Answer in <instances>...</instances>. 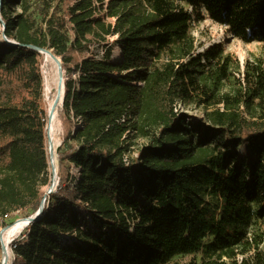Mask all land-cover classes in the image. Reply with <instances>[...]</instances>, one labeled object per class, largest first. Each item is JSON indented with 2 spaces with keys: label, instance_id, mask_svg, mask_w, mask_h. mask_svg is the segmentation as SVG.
<instances>
[{
  "label": "trees",
  "instance_id": "16d2710c",
  "mask_svg": "<svg viewBox=\"0 0 264 264\" xmlns=\"http://www.w3.org/2000/svg\"><path fill=\"white\" fill-rule=\"evenodd\" d=\"M206 14L264 42V0H0L18 42L0 44V225L36 212L48 180L38 48L68 72L57 191L11 264H264V61L236 78L222 44L198 52Z\"/></svg>",
  "mask_w": 264,
  "mask_h": 264
},
{
  "label": "rangeland",
  "instance_id": "374dc122",
  "mask_svg": "<svg viewBox=\"0 0 264 264\" xmlns=\"http://www.w3.org/2000/svg\"><path fill=\"white\" fill-rule=\"evenodd\" d=\"M193 34L195 35L196 40H197V51L198 52L206 51L215 44H222L225 48L226 53L239 59L240 64H241V72H236V78H243L242 72H243V69H244V66L247 60L253 61L258 58H261L264 61V42L256 41V40L251 41V42H246L237 37H234L227 31L225 25L215 22L207 14L204 19L194 23ZM109 41L112 42L113 40H111L110 38ZM106 43H107L106 41L95 40L94 42H92L90 48L84 51V54L87 56L93 55L97 58H100L104 56L107 47L110 46V44L107 45ZM0 44L1 45H12L6 42V38L4 36V31H3V26H1L0 28ZM49 49L54 55H56L55 52L51 48ZM118 51L120 50H119L118 44H116L112 51V58H115L114 56L118 53ZM57 57L62 62L63 75H64L63 81L66 84L68 72L63 64L61 57L60 56H57ZM40 68L44 69L43 70L44 76L42 77L43 99L41 100V104H42L43 110H46L48 109L49 100L56 98L58 94V89L57 87H55L56 72L53 68L52 63L46 59L45 54H40L39 56V71H40ZM47 85L51 87V90L49 92L47 90ZM177 109L181 113H186L190 118L201 119L204 116V112L202 108H197L196 106L184 105L181 102L178 103ZM57 116H58V113H57ZM47 121H48V118H47ZM58 122H59L60 127L57 129V133H56V136L58 139V143L56 146L57 147V165L56 166H57L58 174H59L58 153H59V147L62 143V135H63L62 123H61L59 116H58ZM49 123L50 121L48 122V124ZM147 143H148L147 138H137L135 140V145L132 147L131 154L133 156H136L137 149ZM239 152L240 154L242 153V154H245L246 156H251L248 150L242 151V147L239 148ZM54 178H55V172L49 169L48 170V180L45 183H42L40 186V193L42 196L47 197V201H49L52 195L57 191V186L55 185L56 186L55 192L49 193V189L52 186L54 187V184H55ZM29 213H30L29 210H15L6 218L7 219L6 222H8L9 225H12L19 219H26L29 216H33L36 212H33L31 215H28ZM9 225H6V226H4L3 224L0 225V263H1V260L3 259L2 258L3 248H2V243H1V233H2V230ZM27 225L28 224H26V226ZM26 226L24 227L23 231L19 234V236L14 237L12 241L10 242L11 251H12V247L14 243L18 241L19 239H22L23 234L25 233ZM65 238L73 241L74 237L73 235H69V236H65ZM12 254H13V251L11 252L10 258L8 257V260H9L8 264H11V261L13 258ZM201 257H202L201 253L176 255L174 256L172 263L179 262L180 264H186L189 261L194 260V259H196L197 261H201Z\"/></svg>",
  "mask_w": 264,
  "mask_h": 264
},
{
  "label": "bare ground",
  "instance_id": "6f19581e",
  "mask_svg": "<svg viewBox=\"0 0 264 264\" xmlns=\"http://www.w3.org/2000/svg\"><path fill=\"white\" fill-rule=\"evenodd\" d=\"M43 54H45L46 59L52 63L53 68L56 72L55 87H57V89H58V94H57L56 98L50 99L48 102V109L51 108V122L49 123L50 136L52 138L53 146H54V148H56L57 143H58L56 133H57V129L60 127V125H59L58 116H57V111H59V108L57 106V110H56L55 106H56L57 102H59V103L62 102L64 93H65V87H64L63 82L61 81V73L63 72V65H62L61 60L59 58L55 57L54 54L50 50H45L43 52ZM120 59L121 58H119V60ZM47 90H48V92L51 90V87L49 85H47ZM56 154H57V152H56ZM55 164L57 165V159H56ZM56 168H57V166H56ZM54 181H55V184H54V186H55V185H57V183L59 181L58 169L55 170ZM27 221H28L27 218L26 219H19L15 223H13L12 225H9L2 230V233H1V236H2L1 243L3 246L2 258L4 257V255H5L6 259L8 257L10 258L11 252H12L10 249V242L12 241V239L14 237L19 236V234L23 231L24 227L26 226Z\"/></svg>",
  "mask_w": 264,
  "mask_h": 264
},
{
  "label": "built area",
  "instance_id": "2783aa9c",
  "mask_svg": "<svg viewBox=\"0 0 264 264\" xmlns=\"http://www.w3.org/2000/svg\"><path fill=\"white\" fill-rule=\"evenodd\" d=\"M0 25L3 26V23L1 22V20H0ZM115 37H111V40H114ZM119 50L121 51V48H119ZM40 54H43V52H40ZM91 56H93V55H91ZM43 70H44L43 68H40V75H41V77L44 76V71ZM42 99H43V91H42V94H41V100ZM57 106H58V108H60L62 106L61 105V102L60 103L57 102V104L55 106V109L56 110H57ZM57 113H58V111H57ZM41 114H42L43 121L45 122V140H46V156H47V162H48L49 169L53 170V167L56 168V164L55 163H56V159H57V154H56L57 147L54 148L53 143H52V140L51 141L49 140L50 127H49L48 122L51 119V108L50 109L43 110L42 104H41ZM47 118H48V121H47ZM13 247H14V245H13ZM13 247H12V251H13ZM12 256H13V254H12Z\"/></svg>",
  "mask_w": 264,
  "mask_h": 264
},
{
  "label": "water",
  "instance_id": "95a60500",
  "mask_svg": "<svg viewBox=\"0 0 264 264\" xmlns=\"http://www.w3.org/2000/svg\"><path fill=\"white\" fill-rule=\"evenodd\" d=\"M0 20H1V16H0ZM3 31H5V23H3ZM4 36H5V38H6V42H7L8 44H12V45H17V44H18L17 41L7 38L5 32H4ZM38 50H39L40 52H44L45 50H50V49H49V48H38ZM50 51H51V50H50ZM54 56L57 57L56 55H54ZM57 58H58V57H57ZM63 79H64V75H63V72H62V73H61V81L63 82L64 87H65V83H64ZM65 93H66V89H65ZM65 93H64V96H63V99H62L61 105H63L64 98H65ZM56 104H57V103H56ZM50 122H51V119H50ZM49 140H50V141L52 140L50 134H49ZM56 169H57V168L53 167V170H52V171L55 172ZM59 180H60V176H59ZM58 184H59V181H58V183H57L56 186H58ZM56 186H54V187L52 186V187L49 189V193L55 192V189H56L55 187H56ZM46 201H47V197H46V196H43V199H42V202H41V205H40L39 209L36 211V213H35L33 216H29V217L27 218V220H28V221H27V224H29L30 222L36 220V219L41 215V213L43 212V210H44V208H45ZM5 228H6V227H5ZM1 238H2V236H1ZM2 248H3V246H2ZM8 261H9L8 258L6 259L5 255H4V257H3V259H2V261H1L0 264H8Z\"/></svg>",
  "mask_w": 264,
  "mask_h": 264
}]
</instances>
